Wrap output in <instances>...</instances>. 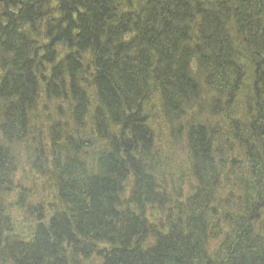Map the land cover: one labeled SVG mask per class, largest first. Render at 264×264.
I'll use <instances>...</instances> for the list:
<instances>
[{
	"label": "trees",
	"instance_id": "16d2710c",
	"mask_svg": "<svg viewBox=\"0 0 264 264\" xmlns=\"http://www.w3.org/2000/svg\"><path fill=\"white\" fill-rule=\"evenodd\" d=\"M0 73V264H264V0H0Z\"/></svg>",
	"mask_w": 264,
	"mask_h": 264
},
{
	"label": "rangeland",
	"instance_id": "374dc122",
	"mask_svg": "<svg viewBox=\"0 0 264 264\" xmlns=\"http://www.w3.org/2000/svg\"><path fill=\"white\" fill-rule=\"evenodd\" d=\"M246 66H247V68H249V70H250V68H251V66H250V64H246ZM0 76H1V73H0ZM244 87H243V89H242V92H241V94H240V96H239V98H238V101H236V106H234V111H237V112H239V113H241V114H243V112H245V109L243 108V107H248V104H249V106H252V101H250V100H252V98H251V96H250V94H252V92H251V89H250V78H248L246 81H244V85H243ZM221 99H224V98H221ZM216 101V97H213V96H210V95H204L202 98H201V103H199L200 105L201 104H209L210 106H213V104H214V102ZM249 102V103H248ZM224 103H225V100H223L222 101V104L219 102L218 104H220V107L223 105L224 106ZM40 108H38L37 107V115H38V113H39V110H40V112H41V114H42V116H43V120H39L38 119V122H41L40 123V125H39V131L41 130V127H42V129L43 130H45V129H47L48 128V126H49V124H46V125H42V123L45 121V117H47L48 115H49V113H47L46 114V111H45V109H44V107L43 108H41V106H39ZM49 108H51V113L52 112H55V108H53L52 106H50ZM207 109H209V108H207ZM252 109V111L254 112L253 114H257V111H254V105H253V107L251 108ZM200 109L198 108V112L197 113H199L200 111H199ZM207 112V110H205V113ZM194 114V113H193ZM192 114V115H193ZM196 114V113H195ZM215 114V113H214ZM47 115V116H46ZM206 116H209V117H211L212 115L209 113V112H207V114H206ZM196 118H198V115H197V117ZM215 121L217 120V119H214ZM66 120H64V122H65ZM45 124V123H44ZM52 123H50V125H51ZM46 126V127H45ZM51 126H53V125H51ZM45 127V128H44ZM38 131V132H39ZM161 133V134H160ZM160 133H157L156 134V136H157V138H158V140H160L162 143H164V142H166V140L164 139V138H170V133H169V130L167 129V127H165V125L163 126V129L162 130H160ZM44 135H45V131H44V133H43ZM40 132L38 133V135H37V137L36 138H29V139H31V141L33 142V141H35V142H37V143H39V144H41V145H43L44 146V151H43V153L46 155V153L48 152V150L46 149L47 148V141H46V139L47 138H40ZM157 140V141H158ZM42 146V147H43ZM161 147V146H160ZM178 149H176L175 150V153H174V155H175V157H178L179 158V161H180V163H181V165L183 166V163L186 161L187 162V159L186 160H184L183 162L181 161L183 158H186L185 156H184V152H183V148L182 147H177ZM30 149H31V147H30ZM26 148L25 147H22V148H20V152H21V155L19 156L18 155V157H19V162H20V172H19V174H18V176H17V178L19 177V178H22V179H26V184H28V186H32V183L35 181L36 182V184L40 187V185H41V183H40V180H38L37 179V176L35 175L36 174V172L32 169V163L34 162V160H35V158L34 157H32L31 159H29L28 158V155H25L24 153H26ZM33 160V161H32ZM228 160H230V157H227V160H223L224 162H225V164H227V167H228ZM172 164V163H171ZM174 164V163H173ZM167 168V165L165 166V168L164 169H166ZM28 178H30L31 180H32V182L31 181H29L30 179H28ZM37 179V180H36ZM229 185H230V187L231 186H235L236 187V185L234 184V180L231 178L228 182H227ZM14 214H15V220H17L16 222H19L18 221V216H17V214L14 212ZM31 226V222H29L28 224H26V223H21V229H28L29 227Z\"/></svg>",
	"mask_w": 264,
	"mask_h": 264
},
{
	"label": "bare ground",
	"instance_id": "6f19581e",
	"mask_svg": "<svg viewBox=\"0 0 264 264\" xmlns=\"http://www.w3.org/2000/svg\"><path fill=\"white\" fill-rule=\"evenodd\" d=\"M130 37V38H129ZM125 40L124 41H127V42H130L131 41V35H127V37L126 38H124ZM116 47H118V44H115V48ZM44 93L42 94V99H41V108H43L44 107V109L46 108V99L44 98ZM59 102L61 103V104H64V102H63V98H60V100H59ZM67 106V105H66ZM40 115H42L41 113H40ZM53 115H54V113H53ZM51 116H52V114H51ZM49 117V116H48ZM49 118H52V119H56V117L54 116V117H49ZM57 120V119H56ZM65 119H63V120H60V122H63ZM228 162L230 163V164H234L233 163V161L230 159V160H228ZM178 173H173L172 174V177L173 178H175V177H178ZM213 237H215L216 238V236H213ZM216 241V240H215ZM214 240H211V243H210V246H212V245H214V244H216V242H215Z\"/></svg>",
	"mask_w": 264,
	"mask_h": 264
}]
</instances>
